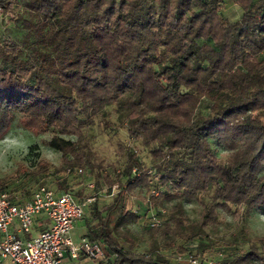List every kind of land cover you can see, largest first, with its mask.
Returning a JSON list of instances; mask_svg holds the SVG:
<instances>
[{"label": "trees", "instance_id": "1", "mask_svg": "<svg viewBox=\"0 0 264 264\" xmlns=\"http://www.w3.org/2000/svg\"><path fill=\"white\" fill-rule=\"evenodd\" d=\"M233 1L236 20L222 13L225 0H0L20 30L0 38V137L18 119L52 133L47 145L62 155L60 165L44 157L31 169L20 164L0 178V193L16 176L66 174L56 190L75 194L68 177L88 166L97 196L90 204L111 193L103 181L118 184L111 205L83 219V238L105 244L96 264H188L189 256L264 264V235L248 231L252 211L264 208V0ZM109 107L123 114L130 137L151 145L157 181L130 150L113 177L85 142L86 128ZM184 199L198 201L196 218ZM226 214H240L232 243L248 246L216 247ZM142 219L139 238L132 225ZM170 248L172 259L162 252Z\"/></svg>", "mask_w": 264, "mask_h": 264}, {"label": "rangeland", "instance_id": "2", "mask_svg": "<svg viewBox=\"0 0 264 264\" xmlns=\"http://www.w3.org/2000/svg\"><path fill=\"white\" fill-rule=\"evenodd\" d=\"M241 9L234 3L233 0H225L222 13L231 20L238 19ZM12 14H4L0 10V38L16 36L20 30L17 24L11 19ZM109 115L107 117L98 116L92 125L86 128L85 142L91 147L92 152L95 153L99 161H102L104 171L110 173L113 177L117 173L122 172L127 163V151H132L137 158H139L148 168L151 173L153 181H157L162 174L157 171L156 161L152 154L151 145L145 144L141 139H133L129 136L126 130V122L121 112L114 107L108 108ZM264 119V112L260 114ZM108 121V122H107ZM52 133H39L25 129L22 124L16 119L9 131L0 137V178H5L13 175L18 169L20 164L28 168H33L40 158H46L55 165L61 164V153L52 149L47 145V141L51 138ZM215 151L221 157L225 156L224 148L216 141L213 140ZM76 169H79L77 167ZM83 171L71 174L68 177L67 187L73 191L82 192L84 197L82 200L92 196L94 191L95 176L88 166L82 167ZM151 169V170H150ZM53 173V172H52ZM63 175L50 174L40 177L26 178L14 177L9 181L10 191L16 193L19 197L28 198L30 194L38 187V185L46 184L52 188L57 189L58 179ZM124 180V179H123ZM102 189H112L111 193L98 196L95 204H89L86 209V218L93 219L96 211H105L113 201V194L118 191V184L109 187L104 181ZM100 189V191L102 190ZM74 195H78V193ZM110 192V191H109ZM207 193H202L201 197H208ZM130 207L137 210L139 199L132 197L129 199ZM189 215L192 218L198 216L199 203L196 200L184 199L183 200ZM172 202L167 203L169 207ZM240 215V214H239ZM239 215L226 214L221 218L219 229L220 233L214 236L213 240L216 241L217 248H225L226 250H234L235 245L248 246L244 239H239L235 244L232 240L238 235L241 228V220ZM142 219L139 223L132 225V231L142 238L143 229L147 226L148 222ZM35 228L31 233L19 234V236H26L27 238L33 237ZM248 231L250 235H264V208H255L248 221ZM81 229L75 228L72 231V238L75 242L81 240ZM139 250L145 251L148 249V241L142 240L139 242ZM179 242L178 244H180ZM123 244L126 243L123 242ZM200 245L198 242L195 243ZM170 259L173 258L172 248L164 249L162 251ZM264 255V247L262 248ZM107 256V255H106ZM110 258V257H109Z\"/></svg>", "mask_w": 264, "mask_h": 264}, {"label": "built area", "instance_id": "3", "mask_svg": "<svg viewBox=\"0 0 264 264\" xmlns=\"http://www.w3.org/2000/svg\"><path fill=\"white\" fill-rule=\"evenodd\" d=\"M152 192L159 193L156 190ZM96 197L93 195L80 200L71 192L57 191L48 185L38 186L28 200L11 191H2L0 264H67L68 259L77 260L83 256L93 260L105 258L103 242L88 238L75 242L71 234L76 223L84 219L88 204L93 203ZM40 218L47 220L43 230L30 238L19 236L31 233ZM159 222L160 218L153 215L151 225L156 226ZM180 261L185 260L181 257ZM205 261L202 257L189 256L185 262L205 264ZM206 263L221 264L216 259Z\"/></svg>", "mask_w": 264, "mask_h": 264}, {"label": "crops", "instance_id": "4", "mask_svg": "<svg viewBox=\"0 0 264 264\" xmlns=\"http://www.w3.org/2000/svg\"><path fill=\"white\" fill-rule=\"evenodd\" d=\"M84 195H87V194H84ZM30 197L31 196H29L28 198H24V199L25 200H28V199H30ZM46 225H47V220L45 218H40L37 221V224H36V227H35V230H34L33 235H36L39 232V230H43L46 227ZM75 228L81 229V231H82L81 232V239L83 237H86V234H87V226H86V221L85 220L78 221L76 223L74 229ZM23 237H26V236H23ZM67 264H96V263L93 260H91L90 258L83 257V258H80V259H77V260L68 259L67 260Z\"/></svg>", "mask_w": 264, "mask_h": 264}]
</instances>
